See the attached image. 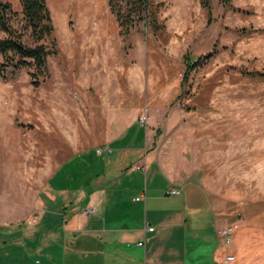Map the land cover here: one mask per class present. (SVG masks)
Listing matches in <instances>:
<instances>
[{
  "label": "rangeland",
  "instance_id": "374dc122",
  "mask_svg": "<svg viewBox=\"0 0 264 264\" xmlns=\"http://www.w3.org/2000/svg\"><path fill=\"white\" fill-rule=\"evenodd\" d=\"M5 1L34 45L21 1ZM162 1V28L140 22L123 34L108 0H47L49 75L39 87L28 68L0 76V264H110L107 247L72 246L70 218L95 217L84 216L87 202L64 204L92 162L70 158L104 147L114 116L148 131L144 152L156 147L177 174L195 176L224 224H238L230 242L242 235V259L264 264V80L245 73L264 71V0H211L210 18L200 0ZM187 62L197 66L185 76ZM65 161L53 191L48 176Z\"/></svg>",
  "mask_w": 264,
  "mask_h": 264
},
{
  "label": "crops",
  "instance_id": "0c3cea01",
  "mask_svg": "<svg viewBox=\"0 0 264 264\" xmlns=\"http://www.w3.org/2000/svg\"><path fill=\"white\" fill-rule=\"evenodd\" d=\"M111 120L102 142V146L112 149L110 153L88 149L77 151L71 161L67 160L74 165L87 157L92 162L88 163V174L77 182L74 198L67 199L64 208H68V202L73 207L74 202L85 201L86 209L96 210L87 214L84 208V216L95 215L90 220L78 213L70 218L72 246L86 251L107 247L102 253L110 264H252L238 251L241 234L235 236V243H227L219 233L218 229L227 224L195 176L187 175L189 179L177 174L156 147L144 152L154 142L142 125L136 121L125 123L124 118L115 116ZM136 132L142 137L139 142L134 138ZM7 139L12 142L10 137ZM67 161L49 174L51 190V180L64 171ZM138 165H143L145 171L141 172ZM73 171L78 172V179L80 170ZM173 186L180 190L178 195L166 193ZM149 226L154 230L150 231ZM213 232L218 236L215 246L210 238ZM140 241L144 245H139ZM130 244L135 246L133 251L121 249V245ZM210 245L214 247L207 249ZM228 255L235 259L227 260Z\"/></svg>",
  "mask_w": 264,
  "mask_h": 264
},
{
  "label": "trees",
  "instance_id": "16d2710c",
  "mask_svg": "<svg viewBox=\"0 0 264 264\" xmlns=\"http://www.w3.org/2000/svg\"><path fill=\"white\" fill-rule=\"evenodd\" d=\"M23 8L24 26L31 30L34 45H28L22 38V33L14 27L12 20L17 16L12 4L5 0H0V54L4 62L0 63V76L7 79V69L13 70L22 68L30 69L31 83L39 87L42 83L40 77L49 75L48 58L54 50L48 45V40L52 38L54 26L47 0H20ZM201 5L211 16V0H200ZM231 0H223L225 5H229ZM111 12L115 15L121 33L128 34L140 22H144L147 27L158 30L162 26L158 23V13L164 5L162 0H108ZM216 51H212L208 56H212ZM197 63L187 62L186 75ZM251 77L264 80V71H247ZM56 220L60 219L57 215ZM58 218V219H57ZM5 230V229H3Z\"/></svg>",
  "mask_w": 264,
  "mask_h": 264
},
{
  "label": "built area",
  "instance_id": "2783aa9c",
  "mask_svg": "<svg viewBox=\"0 0 264 264\" xmlns=\"http://www.w3.org/2000/svg\"><path fill=\"white\" fill-rule=\"evenodd\" d=\"M144 122V121H143ZM112 151L111 148H108V147H102V148H98L97 149V152L98 153H103V152H107V153H110ZM138 169H144L143 165H138L137 166ZM166 193L168 195H178L180 193V190L176 187H170L166 190ZM140 197H137L136 200H139ZM96 212L95 208L94 207H88L86 210H85V213L87 214H94ZM39 219V216L36 215L35 217V221H37ZM238 227V224L237 223H231V224H227L225 226H222L218 229L219 233H221L226 242L229 243L230 242V237H231V234L237 229ZM148 229L150 231H153L154 230V227L153 226H149ZM139 245H144V242L143 241H140L139 242ZM235 257L233 255H228L227 256V260H234Z\"/></svg>",
  "mask_w": 264,
  "mask_h": 264
}]
</instances>
